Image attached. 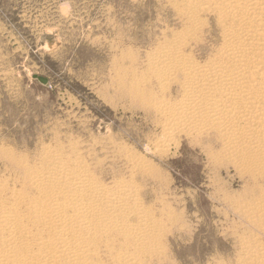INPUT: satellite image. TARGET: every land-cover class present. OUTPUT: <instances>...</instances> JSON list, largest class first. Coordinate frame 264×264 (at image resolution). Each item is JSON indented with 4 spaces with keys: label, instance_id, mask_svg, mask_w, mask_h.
I'll return each mask as SVG.
<instances>
[{
    "label": "rangeland",
    "instance_id": "374dc122",
    "mask_svg": "<svg viewBox=\"0 0 264 264\" xmlns=\"http://www.w3.org/2000/svg\"><path fill=\"white\" fill-rule=\"evenodd\" d=\"M201 1L0 0V215L13 211L16 192L41 202L34 181L47 159L136 194L127 232L100 241L83 234L84 252H66L78 254L72 262L55 244L57 231L27 223L21 203L32 244L19 245L11 264H244L246 247L264 252V173L237 164L214 130L162 136L160 108L183 98L181 77L159 79L163 56L204 65L224 43L226 19Z\"/></svg>",
    "mask_w": 264,
    "mask_h": 264
},
{
    "label": "bare ground",
    "instance_id": "6f19581e",
    "mask_svg": "<svg viewBox=\"0 0 264 264\" xmlns=\"http://www.w3.org/2000/svg\"><path fill=\"white\" fill-rule=\"evenodd\" d=\"M201 2H203L210 10L213 9L216 13L222 15V17L226 19L227 25H224L223 33H221L224 38V43L219 51L217 53L215 52L216 54L213 59L204 65L193 64L191 60L187 58L188 56L185 57L178 52V55L174 53L163 56L162 67L159 71V79H161L166 85H170L175 81H178L181 77L183 98L179 104L175 103L176 105L171 103L172 105L168 104L162 106L161 103L162 107L160 108V114L164 117L165 122L162 127V132H164L162 136H164V138L167 136L166 138H168V136L172 135L174 132L214 130L219 134L221 140L225 141L223 144H225L224 146H226V148H224L227 149L228 152L234 153L233 157L235 155L237 162L239 161L237 164L240 163L243 167L245 166L248 169L249 166L252 167V169L254 167V169H259L261 173H264V0H202ZM192 14H194V12ZM181 40L182 39H180V41ZM179 49L181 50V48ZM150 60H152L151 57ZM152 66L150 67L152 68ZM152 71L150 72L152 73ZM151 73H149V75ZM156 110H158V108ZM175 133L173 135H175ZM163 140L160 141L162 142V145H164ZM166 143L165 146L169 147L170 144L166 145ZM159 144L157 146L161 145ZM61 156L63 157V155ZM55 158L57 159L56 156ZM47 160L48 162L45 160L46 167L43 172L41 170L45 175L36 176L34 181L36 188H38V193L42 198L41 202H39L40 200H29L26 202L25 196L19 195L17 197L18 194L16 192V198L14 197L15 200L10 205L14 208L13 211L7 213L4 212L5 214L3 216H1L3 212L0 213V264H11L13 261V259L11 260V257H13V253L17 251L19 245L25 244L27 246L29 243L32 244L29 238V229L27 226L23 225V218L20 216L22 213L18 212V208L21 203L23 204L24 202L27 204V216L25 218L27 219V223L34 224L32 226H37V228L43 230V232L51 230L57 231L56 236L58 238L55 239V244L62 249L63 257L66 258L68 262H72L78 258V254L71 255V252L66 253L69 250V246L72 245L71 247L77 248L75 251L84 252L83 249L80 250V248L84 247L85 242L83 240L84 236L82 237L83 234L97 238V240L99 239L100 241V238L108 236L110 233L112 234V232H121L122 234L127 232L128 226L126 225L125 215L126 212L130 210L134 211V197L136 196V194L134 196V189L132 187L123 184L124 182L112 186L111 188H109V186L102 187L95 185L91 182V179L86 172H76L72 169L73 167L69 168L70 166L68 167L65 164L54 166L55 164L53 161L49 159ZM60 161L62 162L63 159ZM23 162L26 164L25 161ZM252 172H254V170ZM259 173L260 172H258V174ZM32 179H34V176ZM29 184L30 183L27 185ZM2 193L3 189L0 188V197ZM28 195L29 194L27 193V198ZM2 201H0V210L5 208L3 207L5 206V202L3 203ZM246 207L248 210V206ZM5 209L3 211H5ZM249 212L251 211L249 210ZM33 214L35 215L33 216ZM262 215L264 214L262 213ZM34 217L36 218V221L33 220ZM253 217H250L252 218V221ZM256 221L258 220L255 219V222ZM98 223H101V225H98ZM253 225H255L254 221ZM258 225L261 224H257V226ZM133 226L135 227V225ZM262 229L260 231H262ZM128 231H130V234H133L131 236H134V233H131V230ZM115 237L116 236L114 235V238ZM36 238H38V236ZM43 238H40L39 236L38 239H35L33 242L34 245L38 246L40 249L44 248L48 241H45ZM88 243L91 242L88 241L87 244ZM88 248L90 249L89 246ZM50 251L52 250L50 249ZM241 257L242 258L239 259H243L245 261L244 264H264V252L254 254V251L251 250L250 246L246 247L245 252ZM50 258L51 261H55L53 260V257ZM18 263H20V261ZM59 263L61 262L59 261Z\"/></svg>",
    "mask_w": 264,
    "mask_h": 264
},
{
    "label": "water",
    "instance_id": "95a60500",
    "mask_svg": "<svg viewBox=\"0 0 264 264\" xmlns=\"http://www.w3.org/2000/svg\"><path fill=\"white\" fill-rule=\"evenodd\" d=\"M34 78L38 79L43 85H46L48 83V80L46 78L38 77V76H35Z\"/></svg>",
    "mask_w": 264,
    "mask_h": 264
}]
</instances>
